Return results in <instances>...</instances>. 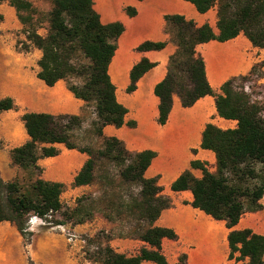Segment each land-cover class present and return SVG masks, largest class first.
Instances as JSON below:
<instances>
[{
	"label": "trees",
	"instance_id": "obj_1",
	"mask_svg": "<svg viewBox=\"0 0 264 264\" xmlns=\"http://www.w3.org/2000/svg\"><path fill=\"white\" fill-rule=\"evenodd\" d=\"M33 0H0L8 2L17 11L24 26L27 40L42 51L38 61L37 76L46 85L54 86L64 80L68 89L78 99L93 106L96 120L92 122L93 136L103 137V128L114 125L118 128L127 124L136 127L134 121L126 122L128 109L116 95V87L109 75V66L117 50V42L125 27L121 22L103 24L94 8V0H51L52 9L48 18L46 35L38 33L32 24L30 13L36 8ZM143 1V0H138ZM195 5L200 13L218 7V29L216 34L209 24L198 26L181 15L165 17L167 26L177 44V51L171 57L165 79L155 88L160 99L158 123L165 125L173 108V97L178 95L183 107L190 108L206 96L216 99L220 117L237 121L236 128L222 129L209 123L202 137L201 148L215 153L216 171L211 172L208 162L194 160L192 169H200L202 178H196L191 170L184 171L172 184L173 191L190 190L193 207L210 215L215 220L225 221L228 234V260L234 264H264V235L250 228L235 229L244 214L263 210L264 198V105L254 102L242 90H237L239 80H247L257 66L264 67V60L255 65L247 76L234 77L216 93L211 87L205 69L204 58L197 54L198 45L210 41L226 42L243 34L255 48L264 49V0H186ZM127 14H137L128 7ZM24 12L29 13L27 16ZM4 17L0 15V21ZM25 45V44H24ZM165 42L146 41L137 51L162 50ZM28 50L29 47L26 46ZM155 63L143 58L130 73L131 84L127 91L133 92L138 81ZM11 97L0 100V112L15 109ZM30 140L12 151L15 165L32 170L35 175L42 172L38 161L41 158L56 157L59 150L54 144H64L68 149L86 153L89 158L75 177L73 187L89 186L96 181L98 161L106 159L119 166V176L125 183L136 184L139 192L131 197L130 203H122L116 216L104 211L110 221L121 218L122 208L130 216L144 223L137 235L150 248H142L136 256L127 257L118 253L109 244L101 245L89 259L97 264H170L163 254L165 238L178 240L173 229L154 226L161 213L172 206L171 199L160 195L162 188L157 178L147 179L145 171L157 156L146 150L130 153L124 143L115 138H103V148L81 146L74 140L83 129L80 116L51 115L46 113H25L22 116ZM50 144V146H46ZM2 140L0 138V147ZM66 189L60 182L37 178L24 186L19 181L6 182L0 170V223L9 222L15 226L21 237L30 242L34 236L30 219L38 217L50 226H62L67 221L84 224L93 219L94 213L86 211L83 198L77 200L75 208H65L61 196ZM60 214L67 220H60ZM122 236V235H121ZM132 236V235H130ZM187 256L184 255L183 260ZM29 264H35L31 259Z\"/></svg>",
	"mask_w": 264,
	"mask_h": 264
},
{
	"label": "crops",
	"instance_id": "obj_2",
	"mask_svg": "<svg viewBox=\"0 0 264 264\" xmlns=\"http://www.w3.org/2000/svg\"><path fill=\"white\" fill-rule=\"evenodd\" d=\"M128 7L135 8L137 14L129 16L126 11ZM94 8L103 24L121 22L125 27L109 66V75L116 87L118 101L128 109L126 122L136 123V127L133 128L127 124L120 128L107 125L103 128L102 139L115 137L133 154L146 150L156 152L157 156L144 176L147 179L157 178V185L162 188L160 195L170 198L172 202V206L165 209L154 223L157 227L173 229L178 235V240L167 238L163 240V254L168 262L183 264L180 259L186 255L185 264H203L202 262L211 264L210 251L214 249L213 247L221 245L224 249L221 264H226L229 253L227 237L230 232L226 222L215 220L193 207L192 192L173 191L172 184L186 170H191L196 178H202V170L191 168L190 164L194 160L208 162L209 170L215 172V153L201 148L203 132L209 123L222 129H229L236 128L237 121L219 116L216 99L213 96L203 97L194 106L185 108L179 96L174 95L169 120L165 125H160L158 123L160 99L155 94L156 86L165 79L170 59L178 49L165 17L181 15L187 20L194 21L198 26L209 24L218 34V7L200 13L194 4L186 0H94ZM0 15L4 17L0 22L1 28H5V24H13V27L18 29L21 27L16 9L8 2L0 4ZM146 41L165 42L166 46L158 51H137V48ZM196 51L204 58L207 79L218 94L221 93V87L225 82L234 77L249 75L252 68L264 60V49L253 47L243 34L226 42L214 40L200 44ZM26 55L28 60L24 64L29 67L21 66L14 74L6 75V65L14 56L9 49L0 45V100L11 97L17 106L15 109L0 112L2 140L0 170L6 182L15 181L26 171L15 165L12 159V151L30 140L22 121L25 113L80 116L83 119V129L92 128V122L96 120L94 107L86 106L84 101L76 98L64 80L51 87L38 78L41 50L31 46ZM143 58L155 63V66L138 81L136 90L129 93L127 89L131 84V70ZM87 110L91 112L88 113ZM54 146L59 150V155L41 158L38 161L42 172L35 180L41 178L60 182L68 188L84 191L88 185L73 187V182L89 156L78 150L68 149L61 143ZM98 217L97 226L106 233L119 230L121 218L116 217L110 221L103 213ZM260 224V228H257L254 220L242 222L241 219L235 229L250 228L255 233L264 235V231L260 230H264V217ZM108 244L116 252L127 257L138 255L142 248H150L138 237L124 234L113 237ZM28 258L35 264H97L88 258L85 251L36 252L30 254ZM13 264H26L25 258L18 259ZM143 264L155 263L144 261Z\"/></svg>",
	"mask_w": 264,
	"mask_h": 264
},
{
	"label": "rangeland",
	"instance_id": "obj_3",
	"mask_svg": "<svg viewBox=\"0 0 264 264\" xmlns=\"http://www.w3.org/2000/svg\"><path fill=\"white\" fill-rule=\"evenodd\" d=\"M32 2L36 8L35 12L30 13L33 20L32 24L38 29L39 34L46 35L52 2L51 0H33ZM28 14L24 12L25 16ZM4 26L5 28L0 27V45L2 48L9 49L14 56L6 65L5 74L8 75L14 74L21 66H27L26 63L24 64L28 60L26 53L34 45L27 40L23 25L19 29L13 27V24H5ZM6 27L9 28L6 29ZM26 46L29 47L28 50ZM236 86L237 90L246 92L254 102L264 105V67L257 66L252 76L247 80H239ZM87 112L89 113L91 110H87ZM91 130L92 128L87 127L77 132L78 138L74 141L81 146H91L95 150L103 148V139L93 136L90 133ZM119 171V166L114 162L101 159L96 168L94 184L89 185L82 192L66 187L61 196L65 208H75L77 200L82 197L84 199L82 204L86 211L94 213L93 219L84 224L75 225L73 224L74 220H71L62 226H50L40 218L32 216L30 226L34 236L30 242H26L13 224L9 222L0 223V264L5 262L13 264L23 257L26 264H29L30 258L28 257L30 254L45 251H85L89 257V254L97 252L101 245L108 244V241L113 237H119L123 234L129 237L137 235L144 223L138 221L136 217L130 216L126 212V208L121 209L123 212L119 223L121 226L116 232L113 230L106 233L104 229L97 226L99 215L107 211L116 216L119 206L122 203L129 204L131 197L139 192V187L136 184L125 183L121 179ZM37 176L32 170H26L15 181L27 186ZM261 203L263 210L255 213L247 212L242 217V222H247L249 219L254 220L255 226L260 228L261 219L264 217V198ZM56 217L60 220H67L60 214ZM260 230L264 231L263 229ZM183 258L184 255L181 256L180 260L185 264ZM226 261V264H234V260H228V255Z\"/></svg>",
	"mask_w": 264,
	"mask_h": 264
},
{
	"label": "bare ground",
	"instance_id": "obj_4",
	"mask_svg": "<svg viewBox=\"0 0 264 264\" xmlns=\"http://www.w3.org/2000/svg\"><path fill=\"white\" fill-rule=\"evenodd\" d=\"M41 224V223H40ZM244 224V223H243ZM211 241V240H210ZM214 241V240H213ZM214 245V244H213ZM209 247V246H208ZM214 249L210 251L209 253V257H210V263L211 264H219L220 262H222L223 260V257H224V249L221 245H218L216 247H213ZM209 251V250H208ZM204 252V251H203ZM202 252V253H203ZM207 252V251H206ZM199 254V253H198ZM201 256H203L201 253H200ZM205 255V253H204ZM207 255V253H206ZM197 256V255H196ZM200 257V256H199ZM198 257V259H199ZM204 257V256H203ZM197 259V258H195ZM203 259V258H202ZM200 260V259H199ZM209 260V259H208ZM197 261V260H196ZM204 261V260H202ZM195 262V261H194ZM206 262V261H205ZM209 262V261H208ZM204 264V262H202Z\"/></svg>",
	"mask_w": 264,
	"mask_h": 264
}]
</instances>
